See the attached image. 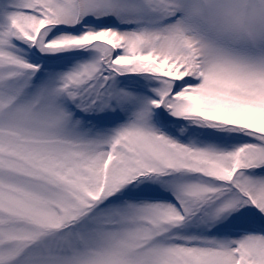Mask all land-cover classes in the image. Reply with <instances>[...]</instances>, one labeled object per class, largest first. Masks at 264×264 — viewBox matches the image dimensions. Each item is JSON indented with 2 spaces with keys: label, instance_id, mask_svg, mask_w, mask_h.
I'll use <instances>...</instances> for the list:
<instances>
[{
  "label": "snow or ice",
  "instance_id": "1",
  "mask_svg": "<svg viewBox=\"0 0 264 264\" xmlns=\"http://www.w3.org/2000/svg\"><path fill=\"white\" fill-rule=\"evenodd\" d=\"M0 264H264V0H0Z\"/></svg>",
  "mask_w": 264,
  "mask_h": 264
}]
</instances>
